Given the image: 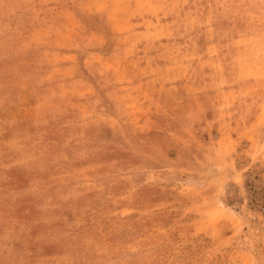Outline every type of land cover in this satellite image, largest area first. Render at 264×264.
<instances>
[{
	"label": "rangeland",
	"instance_id": "1",
	"mask_svg": "<svg viewBox=\"0 0 264 264\" xmlns=\"http://www.w3.org/2000/svg\"><path fill=\"white\" fill-rule=\"evenodd\" d=\"M0 264H264V0H0Z\"/></svg>",
	"mask_w": 264,
	"mask_h": 264
}]
</instances>
